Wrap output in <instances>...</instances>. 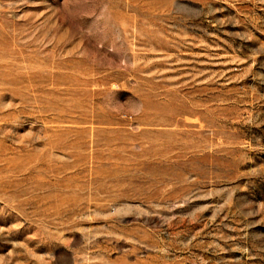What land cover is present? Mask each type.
<instances>
[{
  "label": "rangeland",
  "instance_id": "374dc122",
  "mask_svg": "<svg viewBox=\"0 0 264 264\" xmlns=\"http://www.w3.org/2000/svg\"><path fill=\"white\" fill-rule=\"evenodd\" d=\"M0 264H264V0H0Z\"/></svg>",
  "mask_w": 264,
  "mask_h": 264
}]
</instances>
